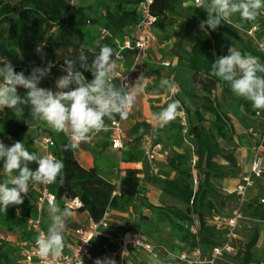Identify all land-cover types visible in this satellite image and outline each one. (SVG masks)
<instances>
[{
    "label": "trees",
    "instance_id": "16d2710c",
    "mask_svg": "<svg viewBox=\"0 0 264 264\" xmlns=\"http://www.w3.org/2000/svg\"><path fill=\"white\" fill-rule=\"evenodd\" d=\"M142 2L143 0H95L88 6L75 8L73 0H0V28L5 26V32L0 35V55L10 58L17 72L23 70L27 75L31 67L41 66L46 62L36 51L37 46L42 45L46 60L55 62V66L51 69L52 75L57 70H63L64 58L57 54L63 36L68 37L76 46H84L83 49H91L93 52H98L104 44L118 51V45L114 42L116 38L122 39L124 34L135 36V27L141 19ZM177 3L178 0H154L150 8L157 16L156 29L167 30L169 12L176 9ZM187 15V20L174 32V35L176 47L188 37L195 38L186 65L192 70L195 83V86L188 91V95L191 100L199 102L194 111L198 123L193 124L191 130L196 173L194 174L188 167L187 155L175 152L169 158V164L177 175L173 178H162L148 174L147 181L160 187L164 195L185 205V208L172 206L165 209L163 205H155L148 201H144L143 205L167 213L173 222L172 231L181 244L179 248L181 251L199 247L204 254H208L214 246L222 242L225 233L223 229L211 223L212 211L215 210L219 215L226 216L239 204L235 193H225L217 185V181L230 176L238 164L235 151L223 146L225 140L233 139L235 131L231 126V117L224 113L220 106V99L233 96L234 93L227 83L210 75V67L216 57L228 54L229 46L223 35L240 43L242 53L256 56L257 52L253 43L244 37L235 24L228 21L222 23L216 30H202L200 22L206 19V13L197 5H192L187 8ZM238 22L248 23L240 21L239 18ZM103 30L108 34L104 36ZM117 62L118 59L116 65ZM77 67L79 69V65ZM79 70L89 81L93 78L90 72ZM51 75L41 82V87L48 88V79ZM113 82L117 86L121 85L118 79ZM19 92L24 95L25 90L21 88ZM239 105L245 114L253 118L257 116L250 102L244 99ZM23 107L25 113L23 118L28 121L29 128L27 123L17 120L11 110L2 109L0 140L8 145L22 141L30 152L37 155H40L41 136H49L54 140L50 152L65 164L64 182L47 185L56 195V203L61 202L66 205V201L79 198L82 205L78 209L88 211L92 219L99 220L107 209L127 203L139 196L142 190V176L139 169H126L125 175L120 180L119 194L114 195L116 185L103 178L97 166H82L76 157V150H65V145L68 143L66 136L62 133H54L43 122L33 121L28 106ZM204 113L211 115L210 126L205 124L208 117ZM110 122L106 120V126ZM34 127L39 130L38 133H31ZM146 132L147 129L144 128L133 140L125 141V145L129 146L122 155L125 162H139L143 158L141 143ZM219 159L225 160L227 166ZM36 167L34 163L30 165L32 170ZM3 173L0 162V178ZM38 185L41 188L44 186ZM232 196L236 204L233 203ZM253 206L255 209L250 213L264 219L262 204L247 203L242 209L247 212ZM17 207L20 209L19 215H17ZM36 212V202L24 197L23 204L9 206L6 214L0 211V226L18 232L24 238L34 240V234L28 229L27 218L34 216ZM195 221L198 222L196 233L190 230V225ZM44 227L47 230L48 226L44 225ZM256 241L257 234L244 245L243 258H238L240 264L251 262L253 256L251 250ZM0 264H24V262L22 257L12 251L8 242H3L0 245ZM164 264L183 263L169 258Z\"/></svg>",
    "mask_w": 264,
    "mask_h": 264
},
{
    "label": "clouds",
    "instance_id": "9594fccd",
    "mask_svg": "<svg viewBox=\"0 0 264 264\" xmlns=\"http://www.w3.org/2000/svg\"><path fill=\"white\" fill-rule=\"evenodd\" d=\"M196 4L206 13V19L200 22L202 30H216L233 16H238L242 22L255 21L264 10V0H196ZM36 51L46 62L31 67L27 75L23 70L17 72L7 57L0 56V109L11 110L15 118L27 123L29 128L23 118V106L27 105L33 121L43 122L54 133L68 138L65 150L74 151L82 142H88L93 134L106 128V120L127 119L146 91L143 74L131 85L117 86L113 82L120 53L108 44L102 45L98 52L69 48V54L64 55L65 74L56 79V90L41 87V82L51 75L55 62L46 60L42 45H38ZM77 65L93 78L86 79ZM210 75L227 83L237 97L250 102L258 115L264 111V63L259 57L242 53L232 45L227 55L216 57L211 63ZM21 88L25 90L24 95L19 92ZM159 88L170 93L175 91L173 81L167 78L160 80ZM180 107V102L173 100L155 113L153 134L176 119ZM0 162L7 177L0 182V211L5 214L9 206L23 204L30 184H62L65 179V164L61 159L30 152L22 141L8 145L0 140ZM33 163L37 165L35 170L30 168ZM19 212L17 207V215ZM47 212L50 223L46 232L37 235L35 250L42 260L54 264L63 255L72 210L53 201L49 202ZM94 264H116V261L104 257L95 259Z\"/></svg>",
    "mask_w": 264,
    "mask_h": 264
},
{
    "label": "crops",
    "instance_id": "0c3cea01",
    "mask_svg": "<svg viewBox=\"0 0 264 264\" xmlns=\"http://www.w3.org/2000/svg\"><path fill=\"white\" fill-rule=\"evenodd\" d=\"M94 1L95 0H78L74 7L77 8L80 6H88ZM181 1H184L182 4L183 6H186V11L189 6L196 5L194 0H178L177 5ZM177 12V6L174 11L169 12L166 31L156 29L157 38L153 42L146 58L143 60L138 58V51L136 49L125 48L121 51L123 59L118 60V64L116 65L115 69V71L120 69L121 71L130 72L131 84H134L141 74H143L144 77H148L150 79L149 83L145 85V93L138 98L133 113L124 123V128L127 141L133 140V138L139 135L144 130V128L147 129L145 136L149 135L156 141H158V138L163 140L158 141V143H161L165 149L170 151V153L167 156L160 155L158 158V165L160 168L159 176L162 178H173L176 174V171L169 164V158L174 155L173 152L183 153L187 155L188 159L193 161L196 158L194 153L193 157H190L187 152L180 150V147L184 144L183 140H185V138H183L184 136L182 135V133H186L185 128L182 127L185 126V116H188V118L191 119V109H196L194 108V104L192 102L193 100H191L188 95V91H190L195 86L193 81V72L186 65L191 47L195 43V38L188 37L177 47L175 46L176 37L174 32L181 27L175 28V26L170 25V23L172 20L183 23L188 18V15L186 17H171V14H176ZM233 21H235V23L237 22V24H235L237 27L243 29L249 28L257 21L260 22L262 29H264V20H261L260 18L244 24L238 22V16H233L230 18L229 22L234 24ZM158 31L166 34L169 37L162 39L159 36L158 38ZM126 35L127 34H124L122 39ZM244 37L247 38L245 35ZM69 48L78 51L79 49L84 48V46H76L68 37L63 36L57 51L58 56L64 58V55L69 54ZM72 54L75 55V52ZM64 74L65 73L63 70H57L52 73L51 77L48 79V88L55 91L56 79ZM148 74H150V76H148ZM163 78L173 81L175 86L174 92L170 93L159 88L160 80ZM173 100L180 102L181 107L176 117V119L180 122H177V120L174 119L168 125L159 128L157 134H153L152 128L156 124L155 120L153 119L154 114L161 111L162 108L166 107V105ZM183 103L189 108L187 115L185 110L181 109ZM241 110L242 108L240 107L238 112H241ZM182 113L185 114L184 117ZM180 117L183 119V121ZM254 118L256 120H254L252 124L253 129L258 131L257 136H259V134L261 135L262 133L264 134V126H260V124H264V111H261V114ZM176 130L180 131V136L175 138L173 134ZM235 130L236 131L233 139L225 140L223 143V146H225L226 149L235 151L238 163L237 167L230 176L217 181L218 187H220L225 193H231L234 191L237 185L240 183L242 177L251 173V165L255 156L257 155V152H261L262 154L264 153V144L260 147L261 143L256 145V139L251 141L244 138L243 135L246 134V131L240 132L239 128H236ZM34 132L38 133L39 130L34 127L31 130V133ZM263 140L264 139H262V141ZM244 143L247 144L245 145ZM128 148V145H125L124 149L113 148L111 145L110 131L105 128L99 133L93 134L92 138L88 142H82L79 148L75 151L76 157L82 166H97L99 174L103 178L116 185L114 195L119 194L120 180L121 177L125 175L124 172L126 173L127 168L139 169L140 175L142 176V190L138 197L127 203L124 202L117 207L109 208V226L100 230L99 235L94 241V246L92 249L93 257L88 259L86 264H94L95 259L104 257L114 259L116 264H146L143 261H140L141 259L137 255L138 251H141L140 253H142L144 257L149 260L148 263L164 264L169 258L176 259L172 256V253H178L181 251L179 249L181 244L174 236L172 229H170V236L168 239L170 244L168 242H164L163 240V242L157 244L155 241H151L143 234L144 238L155 246V252L158 254V257H154L151 255V253L145 250L131 251V253L128 255L115 253L117 249V241L129 235L131 233L130 230H134L135 221H142V219L147 220V218H150V212L155 211L144 206L143 202L148 201L155 205H163L161 201L162 196L168 197L162 193L160 187L147 181L149 169L144 158H142L139 162H125L122 159L123 152ZM39 152L41 156L48 155L50 148L46 149L43 145L39 144ZM219 161L223 165L227 166V162L225 160L219 159ZM227 168L229 169V167ZM228 173H230V169ZM6 178L7 177L3 173L2 177L0 178V182ZM40 191L41 187H39L38 184H30L29 193L26 198L36 202ZM158 197L159 199H157ZM261 197H264V182L258 180L249 191L248 203L259 205V200ZM58 204L62 208L67 207L61 202ZM262 206L264 207V205ZM47 208L48 205H46L43 213V221L45 226H48L50 223ZM67 208L71 209L69 207ZM253 209H255L254 206L248 210L249 212H244V218L240 221V254L237 257V260L238 258H243L244 245L251 241L254 235L257 234V241L252 247L251 251L253 256L249 264H264V219L251 214L250 211ZM71 210L72 216L67 221L68 226L65 232L64 251L68 249L70 244L76 243L78 241V228L88 224L91 219L89 212L86 210L82 211L78 208ZM131 215H135V219H129ZM33 241L34 240L24 238L23 235L18 232H12L0 226V245L3 242H8L12 247V251H14L16 255L22 257V260L24 258L25 251L32 247Z\"/></svg>",
    "mask_w": 264,
    "mask_h": 264
},
{
    "label": "built area",
    "instance_id": "2783aa9c",
    "mask_svg": "<svg viewBox=\"0 0 264 264\" xmlns=\"http://www.w3.org/2000/svg\"><path fill=\"white\" fill-rule=\"evenodd\" d=\"M153 2L154 0H143L141 4V19L135 27L134 37L126 35L122 40L119 38L115 39L118 45V52L120 53L118 60L123 59L121 51L125 48L136 49L138 51V58L142 60L147 57L153 42L157 38V16L151 12L150 8ZM194 2L196 4V0H194ZM240 30H242L247 39L253 43L257 52L256 56L260 58L261 63H264V29H262L260 22L256 21L249 28H240ZM102 33L104 36L108 34L106 30H103ZM7 59L11 61L10 58L7 57ZM115 76L116 79L120 81L121 85L125 83L131 85L130 72L117 69L115 71ZM149 81L150 79L148 77H144V85H147ZM134 108L130 111L127 119L121 120L118 117L115 122L111 121L109 125L106 126L111 134V145L113 148L124 149L127 139L124 123L129 119ZM1 111L2 109H0V112ZM260 114L261 111L259 115ZM182 115L184 117L185 114L182 113ZM184 125H186V123H184ZM185 132H187L186 128ZM39 144L49 149L54 145V140L49 136H41ZM263 144L264 140L261 142L260 147ZM141 149L143 158L149 169V174L151 176H159L160 168L158 165V158L160 155H169L170 151L165 149L161 143H156L149 135L144 136ZM48 155L53 154L49 152ZM258 180L264 182V153L262 154L261 152H257L252 162L251 173L243 176L235 190L231 192L238 196V206L226 216L219 215L215 210L212 211L213 217L211 218V223L216 225L217 228L225 231L222 242L214 246L208 254H204L203 250L197 247L191 250L185 249L178 253H172V256L183 264H239L237 260L240 254L239 230L241 228L240 221L244 218L242 206L249 202V191ZM53 201L56 202V195L48 189L47 185H44L36 200V214L27 218L28 229L34 234L35 238L32 247L24 253V264H49L48 261L42 260L37 255L35 250V239L38 234L47 231L44 227L43 213L46 205ZM259 203L264 205V197L260 198ZM81 205L82 202L79 198L66 201V206L71 209H77ZM109 217L110 213L109 209H107L101 219L94 220L91 218L88 224L79 227L77 230L78 241L70 244L68 249L63 251V255L57 259L54 264H81L82 260L83 264H86V261L93 257L92 249L94 241L99 235L100 230L109 226ZM190 230L194 233L197 232V221L190 225ZM135 250H145L154 257H158V254L155 252V246L148 242L141 232L130 233L125 238L117 241L115 253L128 255L131 251Z\"/></svg>",
    "mask_w": 264,
    "mask_h": 264
},
{
    "label": "rangeland",
    "instance_id": "374dc122",
    "mask_svg": "<svg viewBox=\"0 0 264 264\" xmlns=\"http://www.w3.org/2000/svg\"><path fill=\"white\" fill-rule=\"evenodd\" d=\"M78 0H73V4L76 5ZM184 1H181L178 5H177V10L178 12L176 14H171V17H186L187 16V11H186V6H183ZM257 18H260L261 20H264V10H262V14L259 15ZM230 21V18H229ZM232 21V20H231ZM234 24H237V22L235 23V21H233ZM178 24V25H177ZM170 25H174L175 28L176 27H181L182 26V22H178V21H173L170 23ZM5 31V26H1L0 28V35ZM162 38V39H166L167 36L164 33H161L158 31V38ZM227 45L230 46H234L235 48H237V50L240 51L241 49V45L240 43H238L237 41L223 35ZM148 76H150V74H148ZM244 99L241 97H237L235 94L233 96H227L226 98H222L220 99V106L221 109L224 113L228 114L231 117V126L234 129V131H236L235 129L239 128V131H246V134L243 135L244 138H246V140H253L256 139V145L260 144L262 139H264V134L262 133L261 135L259 134V136H257L258 131L253 129V122L254 120H256L255 118H253L250 115L245 114L242 110L241 112L239 111V108L241 107L239 105V102L243 101ZM194 104V108L197 107V105H199V102L197 101H192ZM242 108V107H241ZM182 110H185L186 115L189 112V108L183 103L182 104ZM192 111V117H191V122L190 119L188 118V116H185V126H182L183 128H186L187 132L186 133H182V135L184 136L183 138H185L184 144L180 147V150L187 152V154L190 157H193V147H192V141H191V130L192 127L194 126L193 124H197L198 123V119L194 114V109H191ZM206 115L207 120L205 122V124L207 126H210V119L211 115L209 113H204ZM181 118V117H180ZM177 120V119H176ZM181 120L183 121V119L181 118ZM240 120V121H239ZM179 120H177L178 122ZM180 122V121H179ZM260 126H264V124H260ZM174 137H179L180 136V131L176 130L174 132ZM158 141H163L162 139H157ZM245 145L247 143H244ZM174 154V152H173ZM195 164L194 161L189 159V163H188V167L190 168V170L193 171V173H196V170L194 168ZM234 171V170H233ZM177 175V173L175 174ZM224 192V191H223ZM159 199V197L157 198ZM232 200L234 201L235 199L232 196ZM159 201V200H158ZM162 204L165 207V209H167V207H172V206H178L182 209L185 208V205L180 204L179 202H177L176 200L169 198V197H163L161 198ZM235 204V201L233 202ZM135 216V215H134ZM134 216H130L129 219L133 220L135 219ZM151 219V221H150ZM172 225L173 222L171 221V218L167 215V213L165 211H151L150 212V218L146 219H142V221L136 220L134 223V230H130L131 233L133 232H141L142 234H144L146 237H148L151 241H155V243H160V242H168L170 244V241H168L169 236H170V229H172ZM163 240V241H162ZM167 240V241H165ZM141 251L137 252V255L139 256V258L141 259L140 261L146 263V264H150L148 263V259L146 257H144V255L142 253H140Z\"/></svg>",
    "mask_w": 264,
    "mask_h": 264
}]
</instances>
